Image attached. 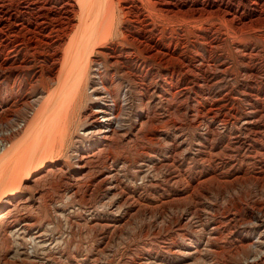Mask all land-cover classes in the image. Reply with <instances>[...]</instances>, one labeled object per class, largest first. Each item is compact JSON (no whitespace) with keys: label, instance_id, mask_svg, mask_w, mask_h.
<instances>
[{"label":"bare ground","instance_id":"1","mask_svg":"<svg viewBox=\"0 0 264 264\" xmlns=\"http://www.w3.org/2000/svg\"><path fill=\"white\" fill-rule=\"evenodd\" d=\"M154 17L164 22H170L169 24H174L175 21L173 20L185 22L179 29L182 30V35L179 36L178 34L179 37L175 38V41H172L171 38L168 39V37L167 39L170 40L168 44H160L162 41L159 42V40L165 34L164 27L160 30ZM184 25L188 27L187 30L184 29ZM189 35L194 41L191 44L187 41ZM244 36L247 38L245 44L242 40L239 42L234 40L236 41L234 46L236 53H240V58H242L241 64L248 67L251 59L258 56L260 52L255 54L247 48L255 46L254 41L264 40V0H0V168L11 156L18 153L20 149L18 147H24L28 142L30 147V144L32 145L36 138H41L47 135L50 130H54V135L47 140L49 144L46 146V151L40 152L41 142L33 144L31 155L28 156L27 160L25 159L24 163L26 165L18 166L10 173L9 182L4 187V189H7V194L5 197L0 196V222L9 220L17 207L27 203L28 197L22 190L31 191L34 188L32 185L37 187L42 181L49 183V181H55L63 177V165L58 162V158L56 159L53 153L57 152L55 148L57 146V134L59 133H62L60 148L63 151L61 124L66 120L65 123L68 122L70 126L75 123L80 125L76 136V143L80 146L71 155L74 170L68 184H70L69 187L74 193L69 195V200L74 202V198L80 188H83L81 186L83 184L88 183V187L92 186L99 189L104 194L103 204H100L111 211L109 214L116 221L113 226L109 224L106 226L102 223L103 227L105 226L104 231L110 228L116 234L120 226L129 224L127 222L129 217L137 214L153 215L158 221H161V217H163L161 211L172 209L174 205L178 209L181 207L177 206L179 202H183L185 207L182 209L183 213L176 220V223H172H175L178 227L190 223L191 211L188 205H190L192 198L197 195L196 192L201 189L203 192L206 189L203 186L209 184L215 185L216 188L221 187V184H233L229 181L220 183L217 180L219 177L226 179L229 175L227 176L225 173L218 175L219 173L217 174L215 170L211 178L206 179L203 176L205 178L203 180L206 181L202 180L203 182H200L199 178L197 185L194 186L193 182L189 183L186 180L185 175L173 172L165 179L166 184L176 187L179 183L187 181L189 183L187 187L182 188L180 186L182 191H179V194L170 195L165 193L160 198L147 202V200L143 201L141 197L136 196L138 198L136 199L131 196L132 193L129 195L128 191L126 192L121 181L120 170L116 169L117 167L106 165L105 168L98 169L97 161L101 158L103 151L109 150L116 140L125 141V138L129 139L125 125L128 118L125 117L121 104L126 101L125 99L129 93L121 91L120 81L118 82L116 79L118 75L114 73L110 77L101 58L109 63V66L106 65L110 68L117 66L124 68L125 60L135 58L139 60L142 59L141 57L152 61L164 59L167 63L170 61L180 62L187 71H185L186 73L184 70L179 72L193 75L196 85L202 89L211 90L210 87L215 84V78L208 77L207 72H211L213 67L214 71L225 74L227 69H223V65L215 63L216 61L213 63L211 60L205 59L202 54L207 53L208 58L211 59L210 54L215 53L217 46L220 45L218 43L231 38L242 39ZM249 43L251 45L244 47ZM197 44L205 49L198 50ZM118 50H120L119 53H117ZM124 50L126 55L122 53ZM188 52L194 55V59L189 60L187 58ZM36 58L43 60L41 61V69L44 73L33 72L36 65L35 61L39 60H36ZM126 69L120 70L121 74H124L122 76L127 77L129 75L128 72L126 73ZM30 72L33 73L31 79L35 78L33 82L31 81L32 83L30 80L29 84L18 82L21 75L30 74ZM172 72V78H170L175 80L178 71L173 70ZM246 73L247 78L255 79L253 83L256 84L260 74L259 70L249 68ZM87 80L90 81L88 85ZM6 82H9L7 97L5 96V99L1 100L2 89H4L2 87L6 86ZM4 83L5 85H3ZM17 84L20 89L21 87H28L27 90L29 91L26 94L22 92L23 94L18 93L15 95ZM18 91L20 92L19 88ZM141 93H139L141 99L136 106V111H134L136 114L134 128L137 133L142 132L146 123L149 122L148 113L146 112L148 109H145L146 106H144L146 97L143 92ZM243 94H245L244 98L252 96L250 93L243 92ZM20 97L21 99L23 97V101L18 107L17 99ZM183 97L185 98V96ZM187 100H190V97ZM239 100L242 99L239 98ZM85 103L88 104L87 111L81 118L79 113L85 107ZM15 107H18V109ZM20 113H23L22 116H19ZM77 118L79 119L78 122H76ZM234 119L235 121L231 122L232 125L235 127L236 123L237 129L243 133L231 137V140L229 139L231 142L220 147L218 155L214 154L215 146H213L208 148L209 151L204 152L202 159H200L202 163L212 164L213 160L216 162V158L223 156V154L227 156L230 151L236 153L237 150L240 163L243 166L242 169L245 172L244 176H246L250 172L244 166L250 165L249 162L252 159H254L256 166L257 163H261L260 161L264 162V110L258 113L250 107L246 114ZM205 130L208 131V129ZM210 134L212 139L217 135L214 131ZM164 135L166 134L164 133ZM31 137L32 141H30ZM151 138L156 143H161V140L164 139H162L161 134ZM176 140L174 138L171 153L177 156L182 144L179 143L181 141L176 142ZM233 141H235V144H239L236 148L233 147L235 145ZM246 142H249V144L246 145ZM257 142L261 146H257ZM21 150L23 151V149ZM151 151H146L148 156L151 155ZM240 152L243 154H240ZM249 152L252 153L249 154ZM138 155L142 157L145 152H142V155L139 152ZM2 157L5 159L3 160ZM150 157L155 158L154 156ZM20 158L23 160L22 157ZM239 175V172H237V178ZM249 175H251L248 176L250 179L243 176L235 181L241 180L243 181L242 184L245 182L258 183L264 179V165L261 170L252 172ZM190 179L192 178L190 177ZM219 192L221 193V191ZM42 193L41 191L36 192L37 200L45 199ZM201 196L204 195L201 194ZM263 206L261 205V208ZM236 209L238 210L237 207ZM178 210H181V208ZM256 212L252 216V222L249 221L244 224L243 227L250 226L248 228L251 229L250 234H248L249 236L246 234L240 236L239 239H241L243 245L236 250L230 264H264V209L256 210ZM59 215L56 216L60 219ZM89 221L90 223L99 222L96 216ZM42 226L44 227L43 221L41 222L39 218H33L11 227L9 235L14 241L20 240L22 242L27 239L25 236L30 231L32 232L28 240L31 243L32 251L26 255L23 254L21 257L16 256L18 263H8L6 261L3 264H50V260L38 258V250L42 249L49 252L63 242L60 238L55 241L54 238L47 235L50 232L49 226L44 227V229ZM42 229L43 231H41ZM254 235L256 236L254 237ZM179 236L178 234L177 237ZM181 236L185 240V236ZM2 237H4V234ZM5 238H2V240ZM170 240L171 244L163 243L164 245L160 247V250L165 251L164 254L170 257L164 258L158 253L157 256L150 259L143 257L142 262L137 264H158L157 261L173 262L174 260H176V264H191L196 259L192 248L177 244L176 236ZM242 257H244V261L238 263L237 260Z\"/></svg>","mask_w":264,"mask_h":264},{"label":"rangeland","instance_id":"2","mask_svg":"<svg viewBox=\"0 0 264 264\" xmlns=\"http://www.w3.org/2000/svg\"><path fill=\"white\" fill-rule=\"evenodd\" d=\"M157 19L154 17L159 29L162 30L164 27L163 31L165 33V38L164 35L160 40L157 38L159 42L162 41L160 44L163 43L166 45L170 41L168 39L171 38L172 41H175L182 35V30L179 29L185 22L173 20L175 23L169 24L170 22L168 23L166 20V22H164L161 19H159L161 21ZM186 25H184V29L187 30L188 27ZM247 33L249 34L250 32ZM178 34L179 36H177ZM244 37L242 39L238 38L239 40L231 38L226 41H221L218 43L220 45L217 46L215 51V53H217H209L211 59L208 58L206 52H202L206 53L205 55L202 54L205 59L211 60L213 63L216 61L215 63L223 65V69H227L225 74H221L219 71H214L215 69L211 66L213 70L210 69L211 72H207L206 74L210 78H215V84L210 87L211 90H205L196 85L193 75H186L179 72L180 70H184V72L187 71V69L182 67L180 62L170 61L167 63L164 59L160 60L161 62L159 60L152 61L143 57L139 60L136 58L125 60V65H123V67L125 69L127 68L125 71L130 75L126 77L122 76L124 74L120 72V70H124V68L120 66L113 68L107 67L109 63L104 58H101L103 59L110 77H112L114 73L118 75L116 79L118 82L120 81L121 91L123 93H129L125 99L126 101L121 103L123 107L122 111L125 113V117L128 118L125 125L127 127L129 139L125 138V141L116 140L115 144H112L109 150L103 151L101 158L97 161L98 169H103L106 165L114 166V168L117 167L116 169L120 170L121 181L123 182V187L126 192L128 191L127 193L129 195L132 193L133 195L131 194V196L136 199L141 197L143 201L147 200V202L153 201L155 198L158 199L165 195V193L174 195L179 191L181 192V187H187L190 182H193V185L196 186L199 178L200 182L206 181L203 179L211 178L215 170L217 174L219 173L218 175H220V173H225L227 176L229 175L226 179L219 177L217 180L220 183L229 181V183L233 184H221L219 188L209 184L212 186H203L206 187L203 192L202 189L197 191V195L193 197L194 199L192 198L189 203L190 205H188L191 211V221L185 226L181 225L178 227L175 224L176 220L183 213L182 209L185 207L183 202H179L177 206H181V210H178L180 208L177 209L176 205L172 206V209H164L161 211L163 216L161 217V221H158L153 215L137 214L129 217L127 221L129 224L127 226L126 224L125 226L122 225L123 227L120 226L122 228L119 227L116 234H114V231H111L112 229L110 228L104 231L103 229L105 226L103 227V225L107 226L109 224L113 226L116 221L111 218V214H109L111 211L106 209L107 207L101 205L103 204L104 194L99 189L93 188L92 186L88 187V183H86L87 186L83 184L81 186L86 190L80 188V191L77 192L74 198V202L69 200V195L74 193L69 187L70 184H68V180L72 178L71 176H73L74 170L71 155L73 151L80 146V144L76 143V136L80 125L79 123H75L70 126L68 122L65 123V120L63 121L64 123L61 124L62 127L60 126L63 131V151L62 148H60L62 133H59L57 134V146L55 148L57 152L53 153L56 159L58 158V162H61L63 165V177L55 181H49V183L42 181L37 187L32 185L34 188L31 189V191L22 190V192L26 194V197H28L27 203L17 207L9 220L0 222V264L6 261L8 263H18L19 261L16 256L21 257L23 254L26 255L32 251L31 243L28 241L32 233L31 231L25 236L27 239L22 242L20 240L14 241V239L10 237L9 232H11L10 228L16 224L29 221L33 218H39L41 222L43 221L44 227L49 226L50 232H48L47 235L54 238L55 241L60 238L63 242L61 245L55 246V248L49 252H45L42 249L38 250V258L50 260V264H137L142 262L144 258L150 259L153 256H157L158 253L164 258H168L170 256L164 254L165 251L162 252L160 247L164 244H171L172 242L170 239L175 238V236L178 242L177 244H183L184 247L189 246L192 248V251L195 252L196 259H194L191 264H230L236 250L243 245V242L239 239L240 236L250 234L249 232L251 229H248L250 226L246 228L243 227L244 224L249 221L252 222V216L257 213L256 210L264 209V206L261 208V205H264V179L254 184H251V182L242 184L243 181L241 180L238 182L235 181L238 178H242L245 174L237 150L236 153L230 151L227 156L223 154V156L216 158V162L213 160L212 164L202 163L201 159L203 153L209 151L208 148L215 146L214 154L216 153L218 155L220 147L231 142V137L233 138L243 133L237 129L236 123L235 127L232 125L231 122L235 121L234 118L242 117L250 107L258 113L264 110V40L254 41L255 46L247 48V50L255 54L258 52L260 53H258V56L251 59L248 67H246V65L243 64V66L241 64L242 58H240V53H236L237 51L234 46V42H239L241 40L245 44L247 38ZM187 41L190 42V44L194 42L190 35ZM197 45L198 50L205 49L200 44ZM248 45L251 44L244 45V47ZM120 50H118L117 53H119ZM122 53L126 55L125 50ZM131 53L133 52L131 51ZM193 56V54L187 53V58L189 60L194 59ZM36 60L33 72H43L41 69V61L43 60L40 58H36ZM249 68H256V70H259L258 84L253 83L255 79L247 78L248 75L246 72ZM173 70L178 71L176 77L174 76L175 80L171 79ZM25 74L21 75L22 79L20 77L18 82L29 84L31 81L33 82L35 80V78L31 79L33 75L32 72H30V74ZM26 76L28 79L25 78ZM89 82L90 81L87 80V85ZM8 84L9 82H6V86H3L5 83L2 85L4 89H2L1 100L5 99L4 97L9 89ZM5 88L7 89L5 90ZM15 89V95L22 92L26 94L29 91L27 90L28 87H21L20 89L18 84ZM141 92H143L146 97L145 101L147 103L145 102L144 106H146L145 109H148L146 112L148 113L149 122L146 123L142 132L137 133L134 128L136 119L134 111H136V106L141 99L139 97V95L142 94ZM243 92L247 94L250 93L253 97L247 96L244 98L243 96L245 94H243ZM183 96H185V98ZM189 97L190 100H187ZM239 98L242 100H239ZM17 100V106L20 107L19 105L22 103L23 97ZM249 102H252L253 105ZM84 106L79 113V117L81 116V118L86 113L85 111H87L88 104L85 103ZM190 106L192 109H190ZM18 107L15 108L18 109ZM21 114L23 113H20L19 116H22ZM78 120L77 118L76 122H78ZM205 129H208V131ZM213 131L217 133V135L212 139L210 138V133ZM164 133L166 135H164ZM160 134L162 135V139L164 138L161 140V143H156L151 140V137ZM52 135H54V130H50L47 135L36 138L34 141L33 144L37 142L42 143L40 149L41 153L44 150L46 151V146L49 144L47 140H49ZM174 138L177 139L176 142L181 141L179 143L182 144L177 156L171 153ZM30 141H32V137ZM233 142L235 144V141ZM33 144H30L29 147L28 142L26 146L18 147V149L20 148L18 151L19 154L16 153L11 156L2 166L3 169L0 168V193L2 192L0 196L5 197L7 194V189H4V187L6 183L9 182L8 178H10V173H12L14 169H17L18 166L22 167L26 165L24 162L25 159L27 160V158H29L28 156L31 155V150H33L32 148L34 147ZM248 144L249 142H246V145ZM238 145L239 144H235L233 147L236 148ZM256 145L261 146L259 142H257ZM21 149H23V151ZM146 151H151V155L148 156ZM40 152L39 154H41ZM139 152L141 155L142 152H145V155L140 157L138 155ZM154 153L155 155H153ZM251 153L249 152V154ZM240 154L243 153L240 152ZM150 156H154L155 158ZM3 157L2 159L4 160L5 158ZM20 157H22L24 161L21 160ZM214 162L216 165L219 164L217 165L218 167ZM260 162L261 163H257L256 166V164H254V159H252L249 162V167L247 165L244 167H246V170H249V174H251L252 172L261 170L264 162ZM222 169L224 170L222 171ZM173 172H179L181 175H185L189 183L183 181V183L177 185L179 187H171L166 184L165 179ZM237 172L240 174L238 178L236 176ZM249 174H246L244 177L250 179L248 176L251 175ZM190 177L192 179H190ZM37 191L43 192L44 200H37ZM219 191H221V193ZM198 193L204 196H201V194L198 195ZM253 205L255 208H253ZM173 207L176 208L174 209ZM240 208L241 210H239ZM72 211L73 213H71ZM69 214L70 216H68ZM56 215H59L61 218L59 219ZM95 216L99 222L90 223L89 220ZM43 229L41 231H43ZM3 234L4 237H2ZM178 234L180 235L179 237H177ZM181 235L185 236V240ZM255 236L256 235H254V237ZM2 238L5 239L2 240ZM237 261L238 263L244 261V257L239 258ZM175 262L176 260L173 262L157 261L158 264H176Z\"/></svg>","mask_w":264,"mask_h":264}]
</instances>
